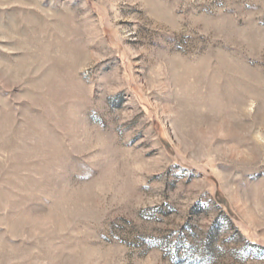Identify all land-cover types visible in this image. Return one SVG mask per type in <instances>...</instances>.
Masks as SVG:
<instances>
[{
	"label": "rangeland",
	"instance_id": "1",
	"mask_svg": "<svg viewBox=\"0 0 264 264\" xmlns=\"http://www.w3.org/2000/svg\"><path fill=\"white\" fill-rule=\"evenodd\" d=\"M0 264H264V0H0Z\"/></svg>",
	"mask_w": 264,
	"mask_h": 264
}]
</instances>
